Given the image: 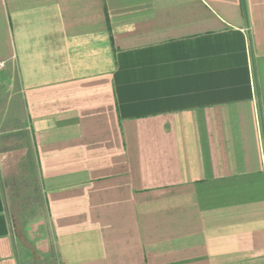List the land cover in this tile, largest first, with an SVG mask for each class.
Returning <instances> with one entry per match:
<instances>
[{"label":"crops","instance_id":"1","mask_svg":"<svg viewBox=\"0 0 264 264\" xmlns=\"http://www.w3.org/2000/svg\"><path fill=\"white\" fill-rule=\"evenodd\" d=\"M0 61V264H264V0H0Z\"/></svg>","mask_w":264,"mask_h":264},{"label":"rangeland","instance_id":"2","mask_svg":"<svg viewBox=\"0 0 264 264\" xmlns=\"http://www.w3.org/2000/svg\"><path fill=\"white\" fill-rule=\"evenodd\" d=\"M1 69H0V71H1ZM5 81L6 80H3V82L0 81V87L2 89H5V88L7 89V87H8L9 83L6 84L7 82H5ZM31 174H32L31 175V180H32V182L35 183V174L33 172ZM36 185H34V186H36ZM37 200L38 201L41 200L40 197H37ZM25 206L27 208L25 211H23L25 216L28 215V217H31L32 219H35V220L43 218V214L45 213V210H43V206H41L40 204H36V203H34V205H32L30 207H29V204H26ZM37 264H44V261H40Z\"/></svg>","mask_w":264,"mask_h":264},{"label":"built area","instance_id":"3","mask_svg":"<svg viewBox=\"0 0 264 264\" xmlns=\"http://www.w3.org/2000/svg\"><path fill=\"white\" fill-rule=\"evenodd\" d=\"M3 67V62L0 61V69Z\"/></svg>","mask_w":264,"mask_h":264}]
</instances>
